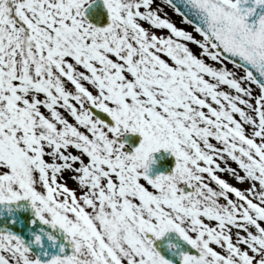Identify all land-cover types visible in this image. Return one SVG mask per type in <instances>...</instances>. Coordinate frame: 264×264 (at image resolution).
I'll use <instances>...</instances> for the list:
<instances>
[{
    "label": "snow or ice",
    "instance_id": "snow-or-ice-1",
    "mask_svg": "<svg viewBox=\"0 0 264 264\" xmlns=\"http://www.w3.org/2000/svg\"><path fill=\"white\" fill-rule=\"evenodd\" d=\"M0 264H264V0H0Z\"/></svg>",
    "mask_w": 264,
    "mask_h": 264
}]
</instances>
